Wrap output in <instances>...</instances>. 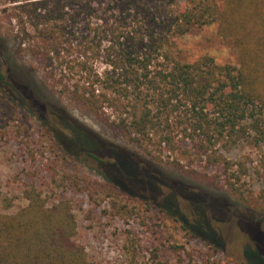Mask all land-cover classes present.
Returning a JSON list of instances; mask_svg holds the SVG:
<instances>
[{"label":"trees","instance_id":"obj_1","mask_svg":"<svg viewBox=\"0 0 264 264\" xmlns=\"http://www.w3.org/2000/svg\"><path fill=\"white\" fill-rule=\"evenodd\" d=\"M7 1L13 6L3 12L10 23L16 21L20 52L34 57L36 71L54 94L110 126L155 162L169 152L168 162L181 170L194 173L193 162L222 169L225 185L241 193L242 166L235 169L237 163L222 151L249 138L264 143V0H223L221 8L209 0H188L187 5L180 0ZM215 21L220 35L238 50V66L219 65L208 56L182 62L174 40ZM5 52L0 44V134L13 133L19 109L45 126L55 112L44 111L38 100L45 98L40 101V92L22 73L12 67L5 71ZM69 129V143L57 137L63 152L90 156L95 143L85 141L84 128ZM189 194L196 198L197 213L189 229L209 237L204 214L229 213L207 205L199 193ZM24 196L26 207L0 216V264H94L76 241L70 200L49 202L36 187ZM0 199L11 207L1 191ZM131 210L124 203L118 214Z\"/></svg>","mask_w":264,"mask_h":264},{"label":"rangeland","instance_id":"obj_2","mask_svg":"<svg viewBox=\"0 0 264 264\" xmlns=\"http://www.w3.org/2000/svg\"><path fill=\"white\" fill-rule=\"evenodd\" d=\"M209 2L223 6V0ZM180 4L187 5L188 0H180ZM12 6L0 0L4 69L12 67L22 73L19 76L40 92V101L45 98L46 102L38 100L44 111L52 109L55 115H48L44 126L36 116L19 109L13 133L0 134V191L12 203L6 208L0 199V216L26 207L24 191L36 187L49 202H72L76 241L94 264H260L255 254L264 261V143L249 138L222 151L237 163L235 169L242 166L238 194L225 185L222 169H206L203 163L193 162L194 173L181 170L168 162L173 157L169 152L159 156L162 162H155L110 126L45 85L34 57L19 50L16 21L10 23L5 17ZM218 29L215 21L175 39L179 59L192 63L208 56L219 65L238 66V50ZM76 124L84 128L85 141L95 143L90 156L70 157L58 144L57 137L69 143V126ZM19 131L23 133L18 137ZM125 163L130 166L123 169ZM121 191L141 204L128 200ZM189 191L199 193L212 208L229 213L223 217L216 210L215 216L208 210L204 214L209 237L189 229L197 219L196 198ZM124 203L130 210L138 206L141 211L119 216V205Z\"/></svg>","mask_w":264,"mask_h":264}]
</instances>
